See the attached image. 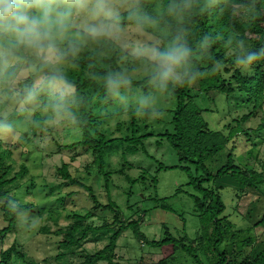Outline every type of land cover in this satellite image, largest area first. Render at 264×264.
Here are the masks:
<instances>
[{"label":"trees","instance_id":"obj_1","mask_svg":"<svg viewBox=\"0 0 264 264\" xmlns=\"http://www.w3.org/2000/svg\"><path fill=\"white\" fill-rule=\"evenodd\" d=\"M130 2L132 3L130 7L119 9L115 17L106 22L114 23L121 29L133 25L146 31L152 30L160 40V44L157 45L159 51L165 46L169 48L177 41L185 44L191 49L188 71L181 73L179 79L169 81L162 87L160 81L154 79L159 65L157 57L152 60L143 55H136L122 47L108 34L96 37L82 36L85 43L80 44L76 54H69L66 59L73 68L64 73L68 81L66 90L69 91L67 97L70 98L68 101L71 102L72 112L71 116H67V120L80 130L81 136L80 139L63 147L57 143L58 150L81 147L91 152V164L97 166V172L104 176V187L108 190L109 174L105 172L104 165L109 150L119 147L123 165L130 169L132 162L128 159L129 155L138 153L140 158L144 155L150 157L148 145L160 147L167 143L175 151L178 163L167 166L159 161L155 169L179 168L187 174V185L196 192L195 195L191 194L195 200V209L202 213L206 223L203 234L206 241L197 242V239H189L187 236L182 240H176L168 233L161 240H148L140 231L141 216L130 221L125 220L117 205L110 199L105 206L112 214L110 222L93 225L87 221L88 217L93 216L92 211H89L83 215L74 213L68 216L72 221L66 226L56 225L53 230V234L57 236L55 254L51 258L56 264H74L73 260H69V256H74L80 251V258L76 264H117L114 261L116 241L123 232L131 230L138 241L157 248L173 245L175 250L180 249L196 264H204L196 254L198 247L209 253L206 257L208 264H264V243L255 256L244 254L242 258L234 254V249L231 248L228 252L222 248L225 239H238L242 231H249L251 228L235 230L236 224L229 211L230 203L227 202L228 193H225L223 186H214L216 180L229 177L245 188H254L264 194V167L250 169L247 165L240 164L233 151L237 134L242 132L246 136L249 135L244 129V124L252 121L264 107V0H130ZM241 51L257 54V59L249 72H241L236 66L235 58ZM22 61L28 65L33 63L30 58ZM2 70L0 69L1 81L11 80L9 73H14L16 77L18 67L12 65L7 71ZM46 71L47 69L29 72L26 78L17 83L20 92L15 93L14 90L8 89V93L21 97ZM114 74L122 75L129 82L120 88L118 95H114L105 86L107 78ZM137 90H140L147 99L156 95L158 101L164 98L167 103L173 105L160 109L161 112L167 111V117L157 119L165 123L159 128L161 131L140 133L141 128L147 127L140 126L135 115L132 98ZM48 93H42L40 98L47 100ZM211 93H215L216 96L212 97ZM124 96L130 97L129 103L123 101ZM211 100L215 104H219L220 101L226 103V110L235 106L238 109L243 108L245 112L230 117L221 129H213L203 116L204 111H211L207 105ZM216 100L219 101L215 102ZM117 103L120 104L118 108ZM125 103L126 111L131 117L129 134L107 138L106 132L101 130L102 120L120 115L121 105L124 106ZM5 106L6 103L0 101V121L8 125L7 128H16L26 111L14 110L4 114ZM48 109L52 112L51 106ZM228 111L222 116L229 117L233 114ZM43 122L44 118L35 112L33 118L28 121L30 133L24 132L28 142H34L33 139L37 136V131L41 130ZM117 129H120V124L117 125ZM249 130L254 133L264 131V119L261 118L256 127ZM5 131L6 128H0V201H3L0 203V210L5 222V226L0 228V243L10 232H16L21 214L31 211L34 204L24 201L23 196L30 194L35 188L33 178L28 176L29 170L25 162L14 169L15 161L12 157L15 152L5 145L2 137ZM150 137H155L153 142L148 141ZM227 146L231 148L225 156V161L213 173L207 162L218 157ZM69 167V163H62L57 169L58 175L67 182V185L82 186L88 192L93 204L92 209H99L101 205L92 187L74 177ZM119 172L123 173L124 169H120ZM149 173L147 169L140 168L136 179L131 180L127 174L123 176L133 184L138 180L147 188L150 186L147 182L150 178L155 190L157 178ZM233 193L234 198L238 200L243 191L234 189ZM71 194L72 192L69 193ZM146 200L165 202L166 198L155 194L146 197ZM13 204L16 205L15 208L12 207ZM161 206L171 210L170 205ZM53 212L49 209L50 218L56 224L57 213ZM43 213L44 209L38 208L37 214L42 216ZM254 226L264 227V207L260 219ZM40 230L51 233L52 229L45 224ZM88 236L96 240L106 237L107 243L101 249L88 252L83 247V241ZM253 243V237L247 236L233 244L245 248L251 247ZM228 253L232 256L231 259L228 258ZM14 256L26 264H49L48 258L39 262L27 256V253L20 251L15 242L8 248L0 250V264H13ZM157 264H168V261L162 258Z\"/></svg>","mask_w":264,"mask_h":264},{"label":"rangeland","instance_id":"obj_2","mask_svg":"<svg viewBox=\"0 0 264 264\" xmlns=\"http://www.w3.org/2000/svg\"><path fill=\"white\" fill-rule=\"evenodd\" d=\"M59 2L67 4L69 0H59ZM91 2L92 0H89V3ZM131 2L130 0H106L108 6L115 13L125 6L130 7ZM108 19L106 16L93 17L86 12H80L73 16L75 27L69 32V38L76 39L79 44H83L85 41L80 32L82 23H107L109 31L106 34L117 40L122 47L136 55H143L152 60L156 59L155 53L158 51L157 45L160 44V40L152 30L146 31L139 26L133 25L121 29L114 23L106 22ZM167 49L168 47L165 46L162 51ZM12 65H17L18 67L15 79L1 81L0 77V101L6 103L3 110L4 114H9L14 110L17 112L21 111L20 107L25 93L21 97L18 94L10 95L8 89L19 93L20 88L17 83L26 78L31 72V65L23 61L13 62ZM72 68L73 66L65 60L62 65L63 72H68ZM193 85H196V81H194ZM64 92V98L69 100L70 98L67 97L69 91L65 88ZM211 95L212 97L216 96L215 93H211ZM123 98L124 102L129 103V96H124ZM54 99L53 94L49 92L47 100L44 101L43 98H40L38 102L28 105L26 114L17 124V127L6 128L2 136L5 145L12 148L11 150L15 152L12 157L15 161L14 169H17L20 163L25 162L29 170L28 176L33 178L35 188L31 190L30 194L23 196L24 201L31 202L34 206L31 207V211L21 214L16 232H10L6 236L5 240L0 243V250L8 248L15 242L18 244L20 251L27 253V256L39 262L48 258L49 264H56L51 258L55 254V239L57 236L53 234V230H55L56 225L66 226L72 221V218L70 219L68 216L74 213L83 215L89 211H92L93 216L88 217L87 221L93 223V225H102L104 222H110L112 214L105 207L110 199L117 205L125 220L130 221L141 216L140 231L144 233L148 240H161L168 233L176 240H182L183 237L187 236L189 239H197V242H200V240L206 241V237L203 235L206 223L203 220L202 213L195 209V200L191 194L195 195L196 192L191 186L187 185V174L179 168L155 169L159 161L167 166L178 163L177 155L171 146L167 143L162 144L160 147L150 144L147 147L150 157H145L144 155L140 158L138 153L129 155L128 159L132 162L130 169L123 165V157L119 147L115 150H109L105 156L104 165L105 172L109 174L107 190L104 187V176L97 172V166L91 164V152L81 147L60 148L58 150L57 143L63 147L74 140L80 139L81 135L80 130L67 120V116L55 117L53 112L48 109ZM132 101L138 123L140 126L144 127L145 125L147 127L141 128L140 133L161 131L159 128L165 123L159 122L157 119L167 117V111L161 112L160 109L173 107V105L167 103L164 98L158 101L156 95L149 96L147 99L141 94L140 90L135 92ZM218 101L216 100L215 102ZM127 103L124 106L121 105L120 115L102 120L101 130L106 132L107 138L123 137L126 133L127 135L129 134L128 127L131 117L126 111ZM119 105L117 103V108ZM207 105L211 111H204L203 116L213 129H221L230 117L238 116L245 112L243 108L238 109L235 106L228 107L226 110V103L221 101L219 104H215L211 100ZM145 107L146 109H144ZM217 108L218 111H216ZM147 110L148 113H146ZM228 110L233 114L229 117H223V113L229 112ZM35 112L44 118V122L41 130L37 131V136L33 139L34 142L30 143L25 139L24 132L30 133L28 121L33 118ZM261 118L264 119V107L252 121L244 124V129L249 135L246 136L240 132L234 140L235 147L233 151H235L237 161L244 166L247 165L250 169L264 167V131L254 133L249 130L254 129ZM118 124H120V129H117ZM154 138L150 137L148 141L153 142ZM16 143L19 145H16ZM230 148L231 146H227L225 151L221 152L218 157L216 156L207 162L213 173L225 161V156ZM62 163H69L70 173L80 179L85 185L92 187L98 203L101 205L99 209H92L93 204L90 201L88 192L82 186L76 184L67 185V182L62 180L57 173V169ZM140 168L147 169L150 172L149 174L156 176L157 184L155 190L150 178L147 180L150 185L147 188L142 182L137 180L133 184L123 176L127 174L131 180L136 179L140 173ZM120 169H124V172H119ZM214 186H223L225 193H228L227 202L230 203L229 211L232 214L231 218L236 224L235 230L251 228L249 231H242L238 239L240 240L247 236H252L254 239L251 247L242 248L239 244L237 247L233 244L234 242L237 243L238 239L227 238L222 248L228 252L231 248L234 249V254L239 258H242L244 254L255 256L264 243V227L254 226L263 213L264 194L254 188H245L229 177L216 180ZM234 189H242L243 191L238 200L233 196ZM70 192H72L71 195H69ZM131 192L132 195L130 196ZM155 194L158 197L166 198V201L153 202V200H146V197H151ZM1 202L3 203V201ZM162 204L170 205L171 210L160 207ZM38 208L44 209L42 216L37 214ZM49 209L54 211L53 214H55V211L57 213L55 214L57 218L56 224L50 218ZM45 224L52 229L51 233L40 230ZM3 226H5V222L0 210V228ZM209 231L210 229H208V233ZM200 237L202 238L200 239ZM106 243V237L96 240L88 236L83 241V247L88 252H94L103 248ZM185 243L187 242L185 241ZM80 254V251H77L74 256L68 255L69 260H73L74 264H76L79 261ZM114 254L116 256L114 261L117 264H157L162 258H165L168 264H196L192 258L180 249L175 250L173 245L157 248L138 241L134 238L131 230H126L118 237ZM196 254L203 261L202 263L208 264L206 257L209 253H205L202 248L198 247ZM231 257L228 253V258L231 259ZM13 264L26 263L14 256Z\"/></svg>","mask_w":264,"mask_h":264},{"label":"clouds","instance_id":"obj_3","mask_svg":"<svg viewBox=\"0 0 264 264\" xmlns=\"http://www.w3.org/2000/svg\"><path fill=\"white\" fill-rule=\"evenodd\" d=\"M86 12L93 17L114 18L116 13L106 0H69L63 4L59 0H0V69L7 71L13 62L30 58L33 63L30 70L45 74L29 89L23 97L20 107L22 112L27 106L39 101L44 92H51L55 97L51 110L55 117L71 116V102L64 98L68 81L65 79L62 65L69 54H76L80 44L69 38V32L75 23L73 16ZM109 31L107 23L84 22L80 25L82 36L96 37ZM159 60L154 79L166 86L169 81L179 79L181 73L188 71L187 65L191 49L177 41L166 51L155 53ZM257 54L243 52L237 54L236 66L241 72L251 71ZM15 79L14 73H9ZM129 83L120 74L109 76L106 88L114 95L121 87ZM9 127L0 121V128ZM16 207L15 204L12 205Z\"/></svg>","mask_w":264,"mask_h":264}]
</instances>
